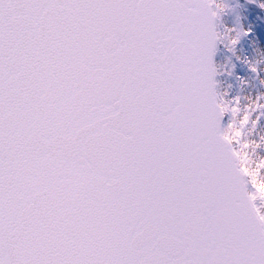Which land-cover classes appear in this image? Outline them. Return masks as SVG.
Listing matches in <instances>:
<instances>
[{
  "label": "snow or ice",
  "instance_id": "obj_1",
  "mask_svg": "<svg viewBox=\"0 0 264 264\" xmlns=\"http://www.w3.org/2000/svg\"><path fill=\"white\" fill-rule=\"evenodd\" d=\"M208 8L0 0V264H264Z\"/></svg>",
  "mask_w": 264,
  "mask_h": 264
},
{
  "label": "clouds",
  "instance_id": "obj_2",
  "mask_svg": "<svg viewBox=\"0 0 264 264\" xmlns=\"http://www.w3.org/2000/svg\"><path fill=\"white\" fill-rule=\"evenodd\" d=\"M264 4V0H260ZM231 5L228 0H209L208 12L214 24V31L217 40L225 42L226 47L235 51V45L240 40L241 35L246 31L242 25L240 26H225L223 31L217 28V21L222 13L229 9ZM258 51V56L252 62L253 69L264 63V51ZM223 71H230L228 68H223ZM228 88H225L219 93V106L224 113H231V121L223 129V135L235 141L239 150V162L246 165L249 176L254 179L258 186L264 185V153L259 149L264 148V128L258 127L256 122L257 116L253 118V113L259 111V116L264 115V92H261L258 97L253 98L251 95H246L242 101L241 96H236L232 99L226 98ZM238 98V100L236 99ZM257 103L260 107L257 108ZM258 136V138H256ZM255 196L260 198L261 205H264V190L257 191Z\"/></svg>",
  "mask_w": 264,
  "mask_h": 264
},
{
  "label": "rangeland",
  "instance_id": "obj_3",
  "mask_svg": "<svg viewBox=\"0 0 264 264\" xmlns=\"http://www.w3.org/2000/svg\"><path fill=\"white\" fill-rule=\"evenodd\" d=\"M262 6L260 0H257ZM242 25L246 31L241 35L240 40L235 45V51L226 47L222 40H218L219 48L215 57L216 69V90L223 91L228 88L226 98L232 99L236 96L243 97L251 95L253 98L264 92V63L257 66L254 70L252 62L258 56V49L264 51V28H260L254 18V15L240 5L230 8L221 14L217 21V28L220 31L225 26ZM230 71H223V68ZM259 111L253 113V118L259 115ZM227 114V120L224 127L231 121V113ZM258 127L264 128V115L259 116ZM258 138V136L256 137ZM264 153V148L259 149ZM264 186V185H260Z\"/></svg>",
  "mask_w": 264,
  "mask_h": 264
},
{
  "label": "trees",
  "instance_id": "obj_4",
  "mask_svg": "<svg viewBox=\"0 0 264 264\" xmlns=\"http://www.w3.org/2000/svg\"><path fill=\"white\" fill-rule=\"evenodd\" d=\"M230 8L240 5L249 10L254 15L257 25L264 28V6L260 5L257 0H228Z\"/></svg>",
  "mask_w": 264,
  "mask_h": 264
},
{
  "label": "water",
  "instance_id": "obj_5",
  "mask_svg": "<svg viewBox=\"0 0 264 264\" xmlns=\"http://www.w3.org/2000/svg\"><path fill=\"white\" fill-rule=\"evenodd\" d=\"M215 46H216V42H215ZM215 50H216V47L214 48V51L212 53V62H213V65H214V55H215ZM222 119H223V116L221 117V125H222Z\"/></svg>",
  "mask_w": 264,
  "mask_h": 264
}]
</instances>
